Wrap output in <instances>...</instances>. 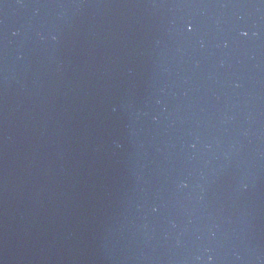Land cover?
<instances>
[{"label":"water","instance_id":"1","mask_svg":"<svg viewBox=\"0 0 264 264\" xmlns=\"http://www.w3.org/2000/svg\"><path fill=\"white\" fill-rule=\"evenodd\" d=\"M0 264H264V0H0Z\"/></svg>","mask_w":264,"mask_h":264}]
</instances>
